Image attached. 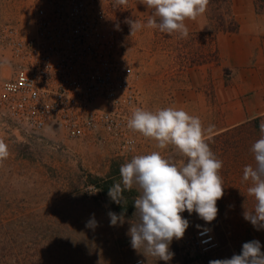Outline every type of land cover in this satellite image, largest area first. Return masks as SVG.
<instances>
[{"label":"rangeland","instance_id":"374dc122","mask_svg":"<svg viewBox=\"0 0 264 264\" xmlns=\"http://www.w3.org/2000/svg\"><path fill=\"white\" fill-rule=\"evenodd\" d=\"M30 3L31 0H0V23L24 22ZM250 8L264 15L256 11L253 0H212L202 16L185 21L188 36L181 37L148 27L131 34L125 21L137 19L146 24L152 10L140 0H128L126 6H117L114 0L120 39L140 71L148 110L175 107L178 100L196 96L190 70L201 63H216L214 36L226 34L222 29L232 28V20L238 24L249 17ZM227 73L222 72L225 81ZM261 122L264 117L206 139L223 161L220 175L224 196L217 201L218 215L211 223L195 212L182 215L189 227L183 238L173 239L170 251L174 256L165 262L131 247L128 222L110 226L107 213L115 211L98 191L90 194L96 190L89 185L88 176H112L119 182L120 166L133 156L152 151L172 156V146L158 149L156 142L148 138L132 155L122 158L110 146L70 139L58 130L18 132L0 117V140L9 151L0 162V229L19 237L27 264H131L137 260L145 264H209L239 254L243 243L252 240H258L264 252V227L258 230L243 217L244 209L251 210L255 201L247 191L250 182L242 179L244 166L254 163L250 149L261 136ZM92 214L98 221L94 230L85 226ZM131 218L126 217V221ZM202 229L211 230L217 243L206 254L190 248V241Z\"/></svg>","mask_w":264,"mask_h":264},{"label":"built area","instance_id":"2783aa9c","mask_svg":"<svg viewBox=\"0 0 264 264\" xmlns=\"http://www.w3.org/2000/svg\"><path fill=\"white\" fill-rule=\"evenodd\" d=\"M120 36L114 0H31L24 22L0 23V117L18 132L54 129L132 155L148 138L127 121L148 106ZM216 246L209 229L190 241L199 254Z\"/></svg>","mask_w":264,"mask_h":264},{"label":"clouds","instance_id":"9594fccd","mask_svg":"<svg viewBox=\"0 0 264 264\" xmlns=\"http://www.w3.org/2000/svg\"><path fill=\"white\" fill-rule=\"evenodd\" d=\"M127 3L128 0H115L117 6ZM140 3L152 12L146 24L137 19L125 21L130 25L131 34L148 27L187 37L189 30L185 21L202 16L209 0H140ZM127 127L154 140L158 149L172 146L174 155L165 157L160 151H152L133 156L120 166L121 179L108 188L109 198L124 208L125 191L135 188L138 195L133 202V217L126 221L124 211L119 214L109 211L110 226L128 222L131 247L146 257L168 262L174 256L170 251L173 239L183 238L189 227V221L181 213L195 212L206 223L218 215L217 201L224 196L220 175L223 161L213 153L205 136L213 126L205 129L200 117L183 109L166 107L155 112L136 108ZM259 128L261 136L250 149L254 163L244 166L242 176L243 181L250 182L247 191L255 201L251 210L244 209L243 217L258 230L264 227V122ZM8 155V146L0 140V162ZM85 226L93 230L98 227L94 214ZM261 248L258 240L248 241L243 243L239 254L212 260L209 264H264Z\"/></svg>","mask_w":264,"mask_h":264},{"label":"crops","instance_id":"0c3cea01","mask_svg":"<svg viewBox=\"0 0 264 264\" xmlns=\"http://www.w3.org/2000/svg\"><path fill=\"white\" fill-rule=\"evenodd\" d=\"M248 14L237 32L214 36L216 63L192 68L189 75L196 96L175 104L200 117L205 129L213 126L206 139L264 117V15L253 8ZM223 70L228 71V81Z\"/></svg>","mask_w":264,"mask_h":264},{"label":"trees","instance_id":"16d2710c","mask_svg":"<svg viewBox=\"0 0 264 264\" xmlns=\"http://www.w3.org/2000/svg\"><path fill=\"white\" fill-rule=\"evenodd\" d=\"M211 1L212 0H209L208 4H211ZM253 2L256 11L264 13V0H253ZM232 21L233 27L228 30L222 29L223 32L235 33L238 31V24H236L234 20ZM116 182H118V180L112 176H108L106 179L88 176L89 185H91L96 191L98 190V193L105 198L107 204L115 212L121 213L124 211L127 218L133 217L135 211L133 202L138 194L134 189L131 191H125L124 197L126 203L123 208L122 205L112 202L108 196V188ZM12 235L9 232L0 229V264H27L25 247L21 244L19 237L17 238Z\"/></svg>","mask_w":264,"mask_h":264}]
</instances>
